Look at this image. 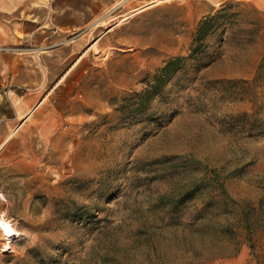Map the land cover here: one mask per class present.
Here are the masks:
<instances>
[{
	"label": "rangeland",
	"instance_id": "obj_1",
	"mask_svg": "<svg viewBox=\"0 0 264 264\" xmlns=\"http://www.w3.org/2000/svg\"><path fill=\"white\" fill-rule=\"evenodd\" d=\"M94 12L71 36L84 57L44 163L0 174L12 233L0 227V264H187L192 250L199 264H256L221 223L236 205L254 209L264 243V0H111ZM211 15L203 50L134 112V95L190 55ZM216 184L227 206L202 207ZM184 189L195 196L184 218L204 208L207 225L161 221L160 199Z\"/></svg>",
	"mask_w": 264,
	"mask_h": 264
},
{
	"label": "crops",
	"instance_id": "obj_2",
	"mask_svg": "<svg viewBox=\"0 0 264 264\" xmlns=\"http://www.w3.org/2000/svg\"><path fill=\"white\" fill-rule=\"evenodd\" d=\"M111 0H0V174H36L66 120L72 41Z\"/></svg>",
	"mask_w": 264,
	"mask_h": 264
},
{
	"label": "trees",
	"instance_id": "obj_3",
	"mask_svg": "<svg viewBox=\"0 0 264 264\" xmlns=\"http://www.w3.org/2000/svg\"><path fill=\"white\" fill-rule=\"evenodd\" d=\"M223 9L220 8V10ZM216 15H211L205 17L201 20L196 28V34L193 41V48L188 57L178 56L173 59H170L166 62L160 69L156 70L152 76V79L148 83L147 87L135 94L136 103H133L134 112L141 111L147 106V103L152 100L155 96H157L165 87V85L169 82V80L181 69L182 66L185 65V62L188 58H193L195 55L199 54L201 50H203L205 39L212 33V31L217 27L215 24L217 20ZM133 112V113H134ZM194 189H184L180 195L177 196H163L160 199V204L162 205V216L161 221L163 223L178 225V226H190L193 227H201L208 224V215L205 212V207L207 205H216L218 207H226L227 205L223 202L226 201L225 198V190L221 184H216L212 188L210 200H206L203 202L204 208H201L191 218L187 220L184 218L181 208L185 206L187 203L195 200L193 191ZM193 191V192H192ZM200 190H198L199 192ZM236 203V202H232ZM264 205V199L260 200L259 206ZM236 210L231 209L230 215H227L228 218L223 220L221 223V228L225 231H228L232 234V237L236 238L238 235H243L244 240L248 244V247L251 251L252 256L255 259L256 264H264V243H260V237L258 236L260 232L257 230V221L253 212L254 209L246 208L245 206L236 205ZM205 212V213H204ZM256 218V219H255ZM165 221V222H164ZM233 255L237 254L239 251V247L235 244L232 249ZM197 252L192 250L190 252V256L188 257L189 261L187 264H199L196 262L194 257Z\"/></svg>",
	"mask_w": 264,
	"mask_h": 264
},
{
	"label": "snow or ice",
	"instance_id": "obj_4",
	"mask_svg": "<svg viewBox=\"0 0 264 264\" xmlns=\"http://www.w3.org/2000/svg\"><path fill=\"white\" fill-rule=\"evenodd\" d=\"M0 227H4V228H5V231H6V233H7L8 235H11V234H12V233H11V230L8 229L6 226L0 224Z\"/></svg>",
	"mask_w": 264,
	"mask_h": 264
},
{
	"label": "bare ground",
	"instance_id": "obj_5",
	"mask_svg": "<svg viewBox=\"0 0 264 264\" xmlns=\"http://www.w3.org/2000/svg\"><path fill=\"white\" fill-rule=\"evenodd\" d=\"M0 223L8 228V224L7 223H4V221L2 219H0ZM3 230L5 231V228L4 227H3Z\"/></svg>",
	"mask_w": 264,
	"mask_h": 264
}]
</instances>
